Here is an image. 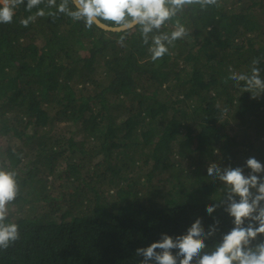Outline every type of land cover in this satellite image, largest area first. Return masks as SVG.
<instances>
[{
    "label": "trees",
    "instance_id": "trees-1",
    "mask_svg": "<svg viewBox=\"0 0 264 264\" xmlns=\"http://www.w3.org/2000/svg\"><path fill=\"white\" fill-rule=\"evenodd\" d=\"M26 2L0 24V159L21 189L9 216L20 239L0 264H140L137 248L197 218L206 230L220 221L213 249L234 225L223 206L206 212L225 192L209 164L247 174L248 158L264 163V96L225 83L230 69L250 74L254 58L264 78V0L186 9L177 19L189 35L155 62L138 28L87 29L47 15L46 3L23 27L39 10ZM172 30L174 20L161 29ZM86 154L98 161L83 172Z\"/></svg>",
    "mask_w": 264,
    "mask_h": 264
},
{
    "label": "clouds",
    "instance_id": "clouds-1",
    "mask_svg": "<svg viewBox=\"0 0 264 264\" xmlns=\"http://www.w3.org/2000/svg\"><path fill=\"white\" fill-rule=\"evenodd\" d=\"M24 3L25 0H0V24L11 23L16 9ZM45 3L49 9H55L47 15H66L73 21H83L87 29L95 25L105 30L128 33L138 28L143 43L149 45L151 41L148 51L153 62L169 53L175 41L189 35V29L177 19L186 9L194 10L198 6L207 10L220 6L219 0H59V3L57 0H27L26 9L31 12ZM45 15L44 8H39L20 23L28 27L37 17ZM173 20L174 30L161 31ZM124 40L125 36L121 35L118 43L123 46ZM259 64L260 59L252 60L250 74L230 69L225 83L228 80L237 85L243 82V91L250 92L252 99L264 96V78L260 76ZM246 167L250 169L247 174L244 167H222L216 162L210 163L207 168V175L213 181H221L225 192L218 202L207 205L206 212L212 215L223 206L233 218L234 225L213 249L208 250L206 240L219 231L220 221L215 219L206 230L202 218H197L186 234L173 238L163 233L161 239L150 246L137 248L136 255L143 257L140 264H264V241L254 243L264 234V175H260L264 174V163L250 157L246 160ZM19 176L18 170L10 168L6 160L0 159V250H7L20 239L19 225L9 222L10 205L21 190Z\"/></svg>",
    "mask_w": 264,
    "mask_h": 264
},
{
    "label": "rangeland",
    "instance_id": "rangeland-1",
    "mask_svg": "<svg viewBox=\"0 0 264 264\" xmlns=\"http://www.w3.org/2000/svg\"><path fill=\"white\" fill-rule=\"evenodd\" d=\"M28 38L30 41L34 40V37L31 35L28 36ZM32 45H35L36 47L40 48L43 45V40L38 39V41ZM118 118H120V117H118ZM77 136H78V139L81 140L82 136H84V135L81 133V134H77ZM85 146H86L87 150H89V147L92 146V140L90 138L87 139ZM78 157H80V155L77 156V158ZM97 159H98L97 157H91L89 154H86L83 157H81V160L80 159L79 160L81 161L82 164H84V165H82L83 166L82 171L85 172L87 167L94 165L98 161ZM16 206H18V205H14L13 207H10V213L11 214H16V213L18 214L19 213V212H12V209L15 208ZM29 206H30V204H27V205H25V208H28Z\"/></svg>",
    "mask_w": 264,
    "mask_h": 264
}]
</instances>
